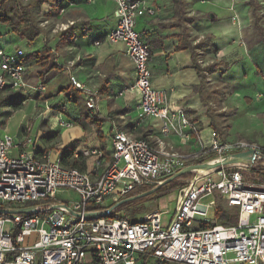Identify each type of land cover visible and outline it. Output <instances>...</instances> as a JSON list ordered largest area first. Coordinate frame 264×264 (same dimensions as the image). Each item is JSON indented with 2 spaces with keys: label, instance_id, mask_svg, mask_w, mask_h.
<instances>
[{
  "label": "built area",
  "instance_id": "2783aa9c",
  "mask_svg": "<svg viewBox=\"0 0 264 264\" xmlns=\"http://www.w3.org/2000/svg\"><path fill=\"white\" fill-rule=\"evenodd\" d=\"M106 1L116 5V26L103 40L122 42L134 68V79L117 95L137 96L133 128L146 125L147 135L134 136L114 124L107 166H100L101 151L83 150L84 157L95 156V160L91 171H81L63 164L61 151L51 157L45 149L36 150L32 138L17 140L2 133L0 112V209L32 210L0 215V264H264V180H246V173L257 174L254 167L263 169L257 165H264V146L215 136L204 140L199 124L186 110L171 108L167 91L152 86L151 50L135 24L139 17L155 15V10L140 1ZM27 55L25 48L0 46V109L4 90L29 88ZM70 80L86 95L88 110H95L97 90L73 76ZM37 87L43 90L40 82ZM57 114L61 127L71 126ZM152 119L159 122L158 131L149 124ZM171 138L185 147L169 145ZM242 153L251 158L195 169ZM178 173L189 177L178 188L168 222L158 208L137 220L90 216L111 210L135 191L162 184ZM211 194L236 211L235 223H218V208L214 220L207 217L210 204L201 199Z\"/></svg>",
  "mask_w": 264,
  "mask_h": 264
},
{
  "label": "crops",
  "instance_id": "0c3cea01",
  "mask_svg": "<svg viewBox=\"0 0 264 264\" xmlns=\"http://www.w3.org/2000/svg\"><path fill=\"white\" fill-rule=\"evenodd\" d=\"M134 1H140L155 10V15L139 17L135 24L136 31L142 34L151 50L149 66L153 88L167 91L171 108L186 110L199 124L204 140L218 137L210 125L211 120L205 123L206 117L209 119L211 116L209 110H206L208 96L205 89L210 81L207 75H225L223 72L226 71L225 64L228 61L236 64L235 68H230L235 75L241 73V68L256 70L253 50L259 42L263 43L253 27L247 0H181L180 5L174 0ZM44 5L50 9L44 24H47V31L51 36L47 37L42 29V39L39 43L37 39L40 36L32 42H27L0 23V28H4L3 35L0 34V46L7 50L25 48L28 51L25 58L28 65L25 79L29 85L26 92H2L1 100L3 95L7 94L5 100L8 97H19L23 101L19 109L6 105L10 110L3 115L1 113V132L4 129L10 133L7 122L16 110L22 111L16 125L17 140L32 138L35 142L34 148L45 149L51 157L57 151L62 152L69 147L73 148L74 157L82 154L83 150L100 151L101 140L104 143H107V140L111 142L114 124L134 136L145 137L146 125L134 129L132 123L138 114L137 96L134 93L117 95L119 89L134 79L132 61L127 56L122 42L103 40L116 26L115 3L106 0L95 3L87 0H50ZM71 21L73 24L67 29L60 27ZM250 24L257 33L258 41L253 42L245 38L246 32L251 33ZM261 27L264 32L263 25ZM44 40H48L56 66L43 69L47 80L42 83L38 76L39 66L31 54L42 48ZM96 41H100V44L96 45ZM185 45H190L193 51L184 48ZM201 55L203 57H200ZM194 60L202 69L203 81L194 68ZM209 63L211 65H208ZM246 64H249V67ZM71 76L82 85L97 90L95 110H88L85 105L86 95L72 84ZM39 82L43 90L37 87ZM56 91L59 95L68 96V105L65 107L71 111L67 115L61 111L57 112L71 122L70 127H61L57 122V112L49 109L47 105L44 108L42 102L35 106L34 100L30 99L32 95L41 98L40 94H54ZM70 97H76L80 104L70 101ZM27 102L34 104L28 108L24 107ZM85 112L92 116L85 117ZM35 118L39 119L40 123L35 127L34 134L32 123L36 121ZM149 124L155 126L156 131L159 130L160 124L157 120L152 119ZM54 126L59 128L58 131H52ZM23 132H27V136L23 135ZM44 138L46 141L50 138L49 143H40ZM57 140V148L50 147ZM167 142L175 148L185 147V144L175 138L167 139Z\"/></svg>",
  "mask_w": 264,
  "mask_h": 264
},
{
  "label": "rangeland",
  "instance_id": "374dc122",
  "mask_svg": "<svg viewBox=\"0 0 264 264\" xmlns=\"http://www.w3.org/2000/svg\"><path fill=\"white\" fill-rule=\"evenodd\" d=\"M20 1L22 4L29 6L34 17V21L40 28L44 30V33L46 32V36L49 37L50 32L47 31L48 26L47 24H44V21L50 9L47 5H44L45 2L39 3L37 0ZM257 11L259 15V22L264 27V2L261 0H257ZM248 18L251 22V18L249 15ZM249 28L251 29V33L246 32L245 38L249 41L252 40L253 42L254 40L258 41L257 33L254 32L251 24ZM3 30L4 28H0L1 35H3ZM41 39L42 37L40 36L37 39V43H39ZM253 53L254 65L256 67V70L241 68V73H237L235 75V72H232V69L235 68L236 64L228 61L227 64H225L226 71L223 72V74L225 75L219 74L220 77H218L217 75H214V77L211 75H207V79L209 78L210 81H208L209 85H207V88L205 89L208 96L206 110H209L211 116H209V119L208 117H206L205 123H209V120L212 119L215 120L218 125V131L216 135L219 138L249 140L264 146V44L259 42L258 45L254 48ZM200 57L203 56L201 55ZM208 65H211V63H209ZM246 65L249 67V64ZM6 95L7 94H4L3 99L1 100L2 107L0 109V112L2 113V115L10 110V108L6 106L7 103L4 99L7 97ZM40 95L41 98H39V96L37 95H32L30 98L34 100L35 106L36 104H38V102H42L44 103V108L47 105L48 108L52 109L54 112L61 111V113L67 115L68 112L71 111L67 109V107H65L66 105H68L66 103L68 101V96L65 97L64 95H59L57 91L54 94L44 93ZM33 104V102H27L24 107L28 108ZM27 112H29V110ZM21 115L22 111L16 110L14 116L7 122V129L10 130V133L4 131V129H2V133H9L10 135L18 139L16 136L18 127H16V125H18V121L20 120ZM35 120L36 121L32 123L34 127V134L35 127L40 123L39 119L35 118ZM58 129L59 128L57 126H54L52 131L56 132L58 131ZM26 133L27 132H23V135L27 136ZM49 141L50 138H47V141L44 138L40 140V143L46 144L49 143ZM58 145L59 141L57 140L54 141L53 144L50 145V147L57 148ZM100 151L103 155V157L100 158V166L103 168L107 166L109 162L111 152L110 140H107V143L104 144L100 143ZM84 158H86L87 161V171H91L95 157ZM257 166L263 167V171L257 172V174L253 173L252 171L246 173V180L248 182H257L259 180H264V165L258 164ZM188 177H183L179 179L178 182L183 184L184 180ZM180 186L178 188H180ZM178 188L158 197L151 195L138 202H135L128 210L121 211L116 217H125L130 220H137L142 218L150 211L158 208L163 213H165L164 217L166 219V222H168L174 214ZM201 202L204 204H210L207 212V217L209 219L214 220L216 218L217 208L218 211L219 209H223L229 214H236V211L229 208L228 205H226L225 201L221 199L217 194L207 195L201 199ZM217 222L224 224L219 220H217ZM233 223L235 222H230L229 224L224 225H230Z\"/></svg>",
  "mask_w": 264,
  "mask_h": 264
},
{
  "label": "trees",
  "instance_id": "16d2710c",
  "mask_svg": "<svg viewBox=\"0 0 264 264\" xmlns=\"http://www.w3.org/2000/svg\"><path fill=\"white\" fill-rule=\"evenodd\" d=\"M40 2H50V0H37ZM57 1V0H51ZM176 4H182L181 0H174ZM247 4L250 7V13L252 16V24L256 32L258 33L259 39L264 43V32L263 28L259 23V18L257 14V2L256 0H247ZM0 23L5 24L12 33L16 34L21 39L26 40L27 42H32L36 38H38L42 34V28H40L36 22L34 21L33 14L28 5H24L20 0H0ZM184 48H189L193 51V48L190 45H185ZM32 59L35 60L36 64L39 66L38 76L42 83H45L47 77H44L43 69L48 67L54 68L56 65L53 62V57L48 47V40L43 41V46L40 50L34 51L31 54ZM194 68L196 69L198 75L203 81L204 75L202 74V69L194 60ZM22 98L16 97H8L6 99V105L13 107L14 109H19L21 106ZM70 101L75 104H80L76 97H70ZM85 117H91L88 112L83 113ZM211 127L217 132L218 125L214 119L210 122ZM100 127L98 126V129ZM100 131V130H98ZM101 144H104L103 140H101ZM103 147V146H102ZM104 148V147H103ZM61 162L65 165L78 168L81 171H87V161L86 158L80 153L77 157H74V151L72 147H69L61 152ZM253 170H257V172H262L263 169L253 168ZM188 174L179 173V175H174L165 180L162 184L153 186L155 187V191L152 194L153 196H161L166 194L174 189H177L182 183H179L178 180L181 178L188 177ZM153 187L147 189H139L135 191L133 194L128 196L127 198L122 199L120 202L111 206L110 213L105 216L106 218L116 217L121 211L128 210L131 205L135 202H138L144 198H136L131 199V196L148 191ZM2 213H0L1 215ZM217 220L224 224H229L230 222H236L237 213L229 214L227 211L223 209H219L217 213Z\"/></svg>",
  "mask_w": 264,
  "mask_h": 264
},
{
  "label": "water",
  "instance_id": "95a60500",
  "mask_svg": "<svg viewBox=\"0 0 264 264\" xmlns=\"http://www.w3.org/2000/svg\"><path fill=\"white\" fill-rule=\"evenodd\" d=\"M250 158H251V156H249L248 153L233 154V155H228V156H226V157H224L222 159H218V158L213 159V160H211L209 162L203 163V164L195 167V169L208 170V169H211V168H214V167H217V166H220V165H224V164L232 162V161L247 160V159H250ZM176 175H179V173L176 174ZM152 192H154V190H150L148 192L133 196V197H131V199L145 197V196L151 194ZM64 209H68V208H64ZM8 212L26 213V212H32V210H31V208H22V209H17V210H13V211L0 209V213H4L5 214V213H8ZM109 213H110V210L98 211V212H94V213L90 214V216L96 217V218H101V217L107 216V214H109Z\"/></svg>",
  "mask_w": 264,
  "mask_h": 264
},
{
  "label": "flooded vegetation",
  "instance_id": "af4514ba",
  "mask_svg": "<svg viewBox=\"0 0 264 264\" xmlns=\"http://www.w3.org/2000/svg\"><path fill=\"white\" fill-rule=\"evenodd\" d=\"M155 187H153L152 189H150V190H154L155 191ZM150 190H148V191H150ZM148 191H145V192H148ZM145 192H142V193H145ZM142 193H139V194H142ZM154 192H152L151 194H149V195H147V196H145V197H141V198H146V197H149V196H151L152 194H153ZM139 194H136V195H139ZM136 195H133V196H136ZM133 196H131V197H133Z\"/></svg>",
  "mask_w": 264,
  "mask_h": 264
}]
</instances>
